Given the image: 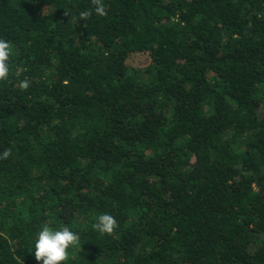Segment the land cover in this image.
I'll list each match as a JSON object with an SVG mask.
<instances>
[{"label": "trees", "instance_id": "16d2710c", "mask_svg": "<svg viewBox=\"0 0 264 264\" xmlns=\"http://www.w3.org/2000/svg\"><path fill=\"white\" fill-rule=\"evenodd\" d=\"M103 3L0 0V264H264V0Z\"/></svg>", "mask_w": 264, "mask_h": 264}, {"label": "clouds", "instance_id": "9594fccd", "mask_svg": "<svg viewBox=\"0 0 264 264\" xmlns=\"http://www.w3.org/2000/svg\"><path fill=\"white\" fill-rule=\"evenodd\" d=\"M95 6V13L101 17L107 16V10L103 0H92ZM79 19L87 21L91 18L92 12L82 11L79 14ZM10 42L0 39V81H6L9 77L8 61L11 56ZM30 87V82L27 79L20 81L19 88L26 91ZM12 156L11 149H5L0 154V160H6ZM119 227L116 218L108 213L100 214L97 222L92 225L93 230L100 234L112 235ZM80 236L77 232L71 231L68 227H62L60 230H52L45 226L38 233V238L35 242L34 257L37 262L42 264H67L69 260L68 249L70 246H78Z\"/></svg>", "mask_w": 264, "mask_h": 264}, {"label": "rangeland", "instance_id": "374dc122", "mask_svg": "<svg viewBox=\"0 0 264 264\" xmlns=\"http://www.w3.org/2000/svg\"><path fill=\"white\" fill-rule=\"evenodd\" d=\"M128 64L131 69H139L147 66L149 64L148 58L143 54H133L128 59ZM260 111V116L264 115V112L262 109Z\"/></svg>", "mask_w": 264, "mask_h": 264}]
</instances>
